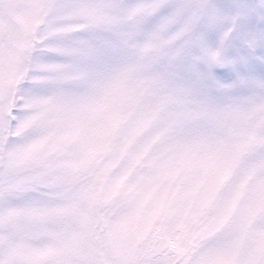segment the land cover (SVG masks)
<instances>
[{
    "label": "snow or ice",
    "instance_id": "snow-or-ice-1",
    "mask_svg": "<svg viewBox=\"0 0 264 264\" xmlns=\"http://www.w3.org/2000/svg\"><path fill=\"white\" fill-rule=\"evenodd\" d=\"M0 264H264V0H0Z\"/></svg>",
    "mask_w": 264,
    "mask_h": 264
}]
</instances>
